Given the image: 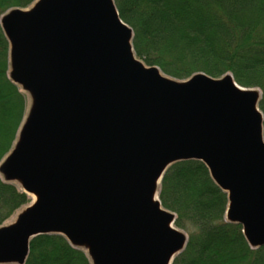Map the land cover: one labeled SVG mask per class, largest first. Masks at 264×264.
<instances>
[{
    "label": "water",
    "instance_id": "obj_1",
    "mask_svg": "<svg viewBox=\"0 0 264 264\" xmlns=\"http://www.w3.org/2000/svg\"><path fill=\"white\" fill-rule=\"evenodd\" d=\"M9 78L30 105L0 178L34 200L0 227V264L60 235L91 264H172L187 235L162 208L166 171L199 161L225 221L264 247L261 93L229 74L177 81L147 67L113 0H36L8 11Z\"/></svg>",
    "mask_w": 264,
    "mask_h": 264
},
{
    "label": "trees",
    "instance_id": "obj_2",
    "mask_svg": "<svg viewBox=\"0 0 264 264\" xmlns=\"http://www.w3.org/2000/svg\"><path fill=\"white\" fill-rule=\"evenodd\" d=\"M36 0H0V17ZM133 32L132 48L147 67L184 81L195 74L261 93L264 137V0H113ZM27 110V96L9 79V44L0 27V162L10 152ZM163 209L187 235L172 264H264V247L251 249L237 224L225 221L227 196L199 161L172 165L159 188ZM30 202L0 178V227ZM24 264H91L60 235L33 238Z\"/></svg>",
    "mask_w": 264,
    "mask_h": 264
},
{
    "label": "rangeland",
    "instance_id": "obj_3",
    "mask_svg": "<svg viewBox=\"0 0 264 264\" xmlns=\"http://www.w3.org/2000/svg\"><path fill=\"white\" fill-rule=\"evenodd\" d=\"M160 71V70H159ZM160 73H161V71H160ZM162 74V73H161ZM163 76H165L164 74H162ZM227 75V74H226ZM230 75V74H229ZM165 77H167V76H165ZM167 78H169V77H167ZM10 79V78H9ZM170 79H172V78H170ZM173 80H175V79H173ZM178 81V80H177ZM20 89V88H19ZM27 96V95H26ZM29 105H30V102H29V99H28V97H27V110H26V115H27V112H28V109H29ZM26 115H25V117H26ZM25 119V118H24ZM23 122H24V120H23ZM23 122L21 123V125L23 124ZM20 128H21V126H20ZM20 128H19V130H20ZM19 130H18V132H19ZM18 134V133H17ZM17 139V138H16ZM15 142H16V140H15ZM15 144V143H14ZM14 144H13V146H14ZM13 148V147H12ZM11 151V150H10ZM8 155V154H7ZM6 155V156H7ZM5 156V157H6ZM4 157V158H5ZM3 158V159H4ZM3 159H2V161H3ZM1 163V162H0ZM15 185V184H14ZM29 198H30V202H29V204L27 205V206H25V207H23L22 209H20L18 212H16L5 224H4V226H7V225H10L11 223H13L14 222V220H15V218H16V216L21 212V211H23L26 207H28L29 205H31L32 204V202H33V198L31 197V196H29Z\"/></svg>",
    "mask_w": 264,
    "mask_h": 264
}]
</instances>
